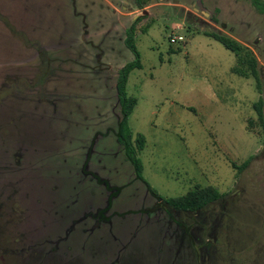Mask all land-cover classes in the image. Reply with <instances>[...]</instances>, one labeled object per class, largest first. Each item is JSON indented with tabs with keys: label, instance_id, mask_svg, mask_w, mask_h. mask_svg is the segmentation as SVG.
<instances>
[{
	"label": "rangeland",
	"instance_id": "1",
	"mask_svg": "<svg viewBox=\"0 0 264 264\" xmlns=\"http://www.w3.org/2000/svg\"><path fill=\"white\" fill-rule=\"evenodd\" d=\"M140 17L127 92L143 180L116 137ZM206 32L254 53L262 95ZM260 97L264 14L250 0H0V264H264ZM90 152L99 176L81 171ZM17 163L37 170L35 193ZM198 186L222 198L191 214L165 203Z\"/></svg>",
	"mask_w": 264,
	"mask_h": 264
},
{
	"label": "trees",
	"instance_id": "2",
	"mask_svg": "<svg viewBox=\"0 0 264 264\" xmlns=\"http://www.w3.org/2000/svg\"><path fill=\"white\" fill-rule=\"evenodd\" d=\"M139 10L144 8L151 2V0H134ZM255 8L264 14V1L263 0H250ZM143 20L140 17L133 25L127 30L126 35V47L134 54L135 60L128 63L118 73L117 79V94L120 101L122 110V120L119 124L116 137L119 144L124 148L127 159L132 163L138 179L143 180V165L141 159L138 157V151L141 152L145 148V137L138 135L133 144V133L128 126V119L133 113L134 109L138 105V100L134 97H130L127 92L129 77L131 73L137 69L142 68L141 56L135 45V39L137 35V26ZM147 30L144 29L143 33ZM208 36L213 37L216 41L220 42L226 49L233 52L237 57V67L234 72L243 78L254 79L256 82V88L260 95L263 94V82L261 73L259 70V62L254 53L238 42L236 39L228 37L226 35L217 32H206ZM255 111L258 116V124L264 127V99H260L254 104ZM153 195L157 196V192L150 188ZM159 197V196H158ZM161 198V197H159ZM222 198V194L215 187L202 188L196 187L193 191H190L185 196L180 198H173L164 200L168 207L176 211L183 212L185 214H191L199 212L205 209L207 206L218 202ZM163 199V198H161ZM166 207V206H165Z\"/></svg>",
	"mask_w": 264,
	"mask_h": 264
},
{
	"label": "flooded vegetation",
	"instance_id": "3",
	"mask_svg": "<svg viewBox=\"0 0 264 264\" xmlns=\"http://www.w3.org/2000/svg\"><path fill=\"white\" fill-rule=\"evenodd\" d=\"M152 1V0H151ZM135 2V1H134ZM136 5V4H135ZM254 6V5H253ZM133 25V24H132ZM131 25V26H132ZM120 71V70H119ZM119 73V72H118ZM119 103H120V101H119ZM121 106V105H120ZM122 119V118H121ZM118 131V130H117ZM117 131H116V133H117ZM32 137H35L36 136V134L34 133V134H32L31 135ZM118 140V139H117ZM91 153L92 152H90L89 153V155L87 156V159L83 162L84 163V165H85V167H84V165H83V168H81V171H82V173H83V175H86V176H90V175H98L99 176V174L97 173V172H95V171H92L91 169H90V166H89V164L90 163H92V160H91ZM17 158H20V155H18L17 156ZM19 161H20V159H18ZM17 166L18 167H20V168H22L21 169V172L20 173H23V172H25V173H34V177L32 178V179H27V181H26V183H28L29 184V188L32 190V193H35V185H36V182L38 181V180H40V177H39V174L37 175V170L35 169L34 171L33 170H30V169H27V170H25L24 168H23V165H22V167L21 166H19L18 165V163H17ZM21 175V174H20ZM27 177V176H26ZM92 178V177H91ZM93 179V178H92ZM98 183H100V180H98V179H95ZM42 181H44V182H46V179L44 178V176L42 175ZM20 183H21V185L23 186V183H22V181H20ZM25 182H24V187H26V184ZM103 184V183H102ZM105 184V183H104ZM110 190V189H109ZM110 191H112V190H110ZM35 198H38V196L36 195L35 196ZM163 209L172 217V219L174 220V218H173V215H172V211H169L168 209H165V207L163 206ZM177 212H180V211H177ZM104 215H105V211H103L102 212ZM183 213V212H182ZM101 216V215H100ZM103 219H105V221L106 222H108L106 219V217L104 218L103 216H101ZM98 220H100V218H98ZM98 223V222H97ZM124 247V249L123 250H125V246H123Z\"/></svg>",
	"mask_w": 264,
	"mask_h": 264
},
{
	"label": "water",
	"instance_id": "4",
	"mask_svg": "<svg viewBox=\"0 0 264 264\" xmlns=\"http://www.w3.org/2000/svg\"><path fill=\"white\" fill-rule=\"evenodd\" d=\"M146 14V13H145Z\"/></svg>",
	"mask_w": 264,
	"mask_h": 264
}]
</instances>
